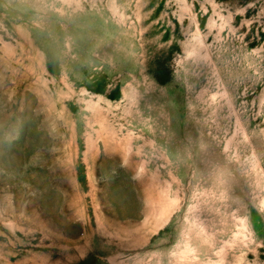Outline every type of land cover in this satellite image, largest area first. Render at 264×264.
I'll return each mask as SVG.
<instances>
[{
    "label": "rangeland",
    "instance_id": "374dc122",
    "mask_svg": "<svg viewBox=\"0 0 264 264\" xmlns=\"http://www.w3.org/2000/svg\"><path fill=\"white\" fill-rule=\"evenodd\" d=\"M264 264V0H0V264Z\"/></svg>",
    "mask_w": 264,
    "mask_h": 264
},
{
    "label": "water",
    "instance_id": "95a60500",
    "mask_svg": "<svg viewBox=\"0 0 264 264\" xmlns=\"http://www.w3.org/2000/svg\"><path fill=\"white\" fill-rule=\"evenodd\" d=\"M101 264H110L108 261L104 260V259H100L99 260Z\"/></svg>",
    "mask_w": 264,
    "mask_h": 264
}]
</instances>
